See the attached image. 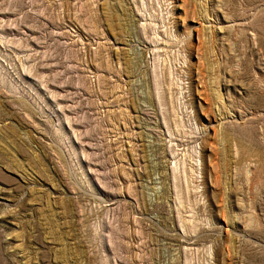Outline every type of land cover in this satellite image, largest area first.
Returning a JSON list of instances; mask_svg holds the SVG:
<instances>
[{
	"label": "rangeland",
	"instance_id": "1",
	"mask_svg": "<svg viewBox=\"0 0 264 264\" xmlns=\"http://www.w3.org/2000/svg\"><path fill=\"white\" fill-rule=\"evenodd\" d=\"M0 264H264V0H0Z\"/></svg>",
	"mask_w": 264,
	"mask_h": 264
},
{
	"label": "bare ground",
	"instance_id": "2",
	"mask_svg": "<svg viewBox=\"0 0 264 264\" xmlns=\"http://www.w3.org/2000/svg\"><path fill=\"white\" fill-rule=\"evenodd\" d=\"M238 154V151H237V149L235 148L234 150H233V156H235L236 157V155ZM244 177H245V180L247 181L248 180V174H249V171H248V169H245V171H244ZM249 223H254V222H256V216L252 213V212H249Z\"/></svg>",
	"mask_w": 264,
	"mask_h": 264
}]
</instances>
